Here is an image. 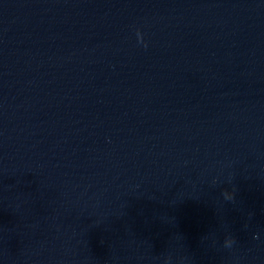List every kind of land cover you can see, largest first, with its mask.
I'll return each instance as SVG.
<instances>
[{"label": "water", "instance_id": "water-1", "mask_svg": "<svg viewBox=\"0 0 264 264\" xmlns=\"http://www.w3.org/2000/svg\"><path fill=\"white\" fill-rule=\"evenodd\" d=\"M0 264H264V0H0Z\"/></svg>", "mask_w": 264, "mask_h": 264}, {"label": "clouds", "instance_id": "clouds-1", "mask_svg": "<svg viewBox=\"0 0 264 264\" xmlns=\"http://www.w3.org/2000/svg\"><path fill=\"white\" fill-rule=\"evenodd\" d=\"M231 242H232L231 240H226L225 244H231Z\"/></svg>", "mask_w": 264, "mask_h": 264}]
</instances>
